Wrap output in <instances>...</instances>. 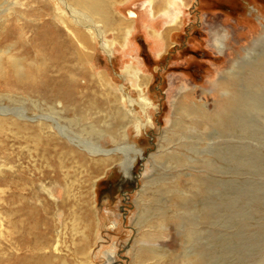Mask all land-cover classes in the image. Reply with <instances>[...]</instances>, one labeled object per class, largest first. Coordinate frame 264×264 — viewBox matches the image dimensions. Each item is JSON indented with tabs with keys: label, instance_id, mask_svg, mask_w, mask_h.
Masks as SVG:
<instances>
[{
	"label": "rangeland",
	"instance_id": "obj_1",
	"mask_svg": "<svg viewBox=\"0 0 264 264\" xmlns=\"http://www.w3.org/2000/svg\"><path fill=\"white\" fill-rule=\"evenodd\" d=\"M39 1L0 0V38L8 25L32 18ZM42 1L65 16L74 31L85 30L60 0ZM157 2L165 6L155 10ZM129 10L137 12V20ZM108 12L117 28L96 26L100 36L85 31L89 43L81 48L86 58L72 59V86L76 93L95 90L100 114L108 110L103 93H116L128 136L114 142L108 132H98L104 122L97 121L88 125L87 134L74 121L60 132L56 120L66 124L65 115L54 116L48 109L42 114L61 141L88 159L113 156L93 157L86 149L93 144L105 151L134 145L146 158L133 154L131 177L112 165L81 168L75 163L68 180L77 183L66 197L63 177L40 182L22 170L18 176L27 165L21 159L27 155L23 132L8 131L12 123L3 118L0 142L11 159L0 170V264L15 263L16 233L26 250L21 223L30 221L24 210L36 204L34 198L45 206L65 202L64 210L57 207L49 214L59 233V256L53 248L43 254L63 259L72 247V264H264V0H110ZM32 35L27 31L21 46L12 40L6 47L25 80L40 67L35 55L24 58L20 52ZM22 97L26 102L0 90V105L40 114L30 103L43 97ZM143 105H149L147 111ZM182 105L194 117L180 116L176 111ZM56 107L61 112L62 106ZM14 132L20 138L8 141ZM90 139L96 143H82ZM158 151L162 155L154 158ZM71 210L78 217L87 215L88 226L76 222L74 231L66 219ZM83 236L90 240L87 245ZM145 248L154 258L138 261L136 254Z\"/></svg>",
	"mask_w": 264,
	"mask_h": 264
},
{
	"label": "bare ground",
	"instance_id": "obj_2",
	"mask_svg": "<svg viewBox=\"0 0 264 264\" xmlns=\"http://www.w3.org/2000/svg\"><path fill=\"white\" fill-rule=\"evenodd\" d=\"M60 1L66 6L67 10L71 12V16L76 24L85 29L84 31H74L70 26V21L68 22L65 16L63 17L61 13L57 10L54 11L45 1L41 0L38 2L40 7L31 13L32 18H26L23 24L13 23L12 25H8V29L0 38L1 92L10 98H22L24 102H26V100L22 96H41L45 99L44 101L31 100V110L40 113L34 116H30L27 113L12 112L13 110L10 109V105L5 108L0 105V123L4 122L3 118H9L12 125L8 124V131L15 129L23 132L21 138L17 136V132H14L11 137L6 138L8 141H10L11 138H20L21 142L26 145L27 148V155L21 158L26 161L25 163H27V165L23 169H21L22 167L18 169V176L20 177L19 171L22 170V175L28 177V175L32 173L33 175L30 178L40 182L47 179H49L50 182L59 181L61 177H63L68 185L66 188V197H69L72 193L73 186L77 183L76 181L71 183L68 180L70 172L72 170L74 172L75 163H80L78 167L81 168L84 166L89 168L91 163L100 167L112 165L128 176L130 174L129 168L133 166L135 162L133 154H136V156L138 155L139 158H143L144 156L134 145H129L128 148L119 146V149L105 151L96 144H93L96 143V141L92 143V139H90L82 143L84 145L93 144L91 148H86L92 152L93 157L97 156L95 155L96 153L103 154V156L113 155L115 158H112V156L108 160L88 159L84 157L82 153L74 151L72 147L75 146L68 145L63 137H61V141L56 135L58 133L54 130V126L48 121V117L42 114L44 109H48L47 111L54 116L60 113L64 114L66 117V124H62L59 120H56V125L60 132L69 129V125L74 121L76 127H78L83 134H87L86 128L88 125L94 126L97 121L104 122V127L102 130H98V132H108L114 142L116 139L121 140L128 136L126 132L127 127L123 126V112H121L117 106L119 98L116 93L112 91L110 93H103L104 99L101 100V102H106L108 110L100 114L97 112V92L92 89H87L86 91L76 93L72 86L74 69L72 59L75 55L79 61H84L86 58V54L81 48L89 43V35L85 31L100 36L102 31L96 26L102 25L105 30H107V26L117 28L118 23L116 19L110 16L108 12L110 0H72L73 5H69L65 0ZM141 5H144V3L142 2ZM129 16L135 18L137 12L129 10ZM33 23L34 25H32ZM27 31H32L33 35L29 38L28 45L20 52L24 58L35 55L40 62V67L30 70L32 77L25 80L21 72L20 63L6 47L12 40H16V44L21 46L23 44V35L26 34ZM28 66H30V64ZM98 78L103 81L104 75L100 74ZM93 80L95 79L93 78ZM28 101L29 100H27V102ZM130 103L139 104L132 98H130ZM20 104L23 106L27 105V103ZM56 106H62L61 112H59ZM148 106L149 105H143V110L147 111L146 107ZM18 107L25 109V107L22 106ZM13 109L15 110L18 108L14 107ZM176 112L180 116L194 117L192 115V110L184 105L179 106ZM77 113L78 115H75ZM71 115H73V117ZM61 119L64 121L62 116ZM30 121L35 122L36 125H29ZM181 122L182 120H179L178 123ZM172 129L173 127L171 130ZM98 136H101V134H98ZM74 140L80 143V139L76 138ZM28 143L32 144V146H29ZM7 148L5 143L0 142V159L2 164L0 170L9 163L7 157H10L6 155ZM160 152L163 151H158L157 155L155 154L153 157H158V154L162 155ZM145 158L146 157H144V159ZM75 159H77V162H75ZM2 177L4 178L5 174H3ZM32 182L36 183L35 181ZM34 200L36 204L26 206L24 210L30 221L21 223L25 232V234H22V241L28 244V246L26 250L20 246V243L16 239V233L14 248L17 253L13 252L12 259L15 260L13 264H72L73 262L71 259L75 257V252L71 245H67V247H71V249L69 248L70 250L68 249L70 253L68 256L63 259L57 258L60 253L59 233H54L49 218V214L53 209L58 207L59 210H64L65 202L61 201L55 204V206L54 204L45 206L40 200L36 198H34ZM161 216H163V214L155 218L154 222L151 223L153 225H155V223H160ZM66 219L72 220L74 231H76L74 227V223L76 222L78 226H88L87 215L78 217L74 214L73 210L70 211ZM54 221L56 222V216L54 217ZM69 240H72V235L69 237ZM83 240V245H87L90 241L87 236H83ZM51 248L54 250L53 255L57 257L43 254L45 252L48 253ZM78 253L79 255L84 254L80 251H78ZM153 254V251L151 252L150 249L145 248L138 251L135 258L138 261H145L154 258Z\"/></svg>",
	"mask_w": 264,
	"mask_h": 264
},
{
	"label": "crops",
	"instance_id": "obj_3",
	"mask_svg": "<svg viewBox=\"0 0 264 264\" xmlns=\"http://www.w3.org/2000/svg\"><path fill=\"white\" fill-rule=\"evenodd\" d=\"M178 3H180V2H178ZM156 5H157V7L155 8V6H154L153 8H154L155 10H160L162 7L165 6V3H162V4H161V2H157ZM135 18H136V20H137V16H136ZM163 39H164V38H163Z\"/></svg>",
	"mask_w": 264,
	"mask_h": 264
}]
</instances>
